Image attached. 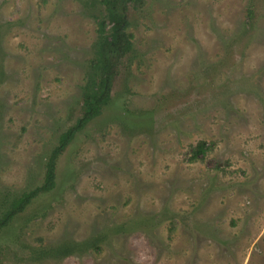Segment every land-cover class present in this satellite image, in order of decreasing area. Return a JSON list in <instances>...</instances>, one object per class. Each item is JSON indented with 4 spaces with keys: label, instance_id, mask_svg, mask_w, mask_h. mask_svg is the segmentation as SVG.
<instances>
[{
    "label": "rangeland",
    "instance_id": "1",
    "mask_svg": "<svg viewBox=\"0 0 264 264\" xmlns=\"http://www.w3.org/2000/svg\"><path fill=\"white\" fill-rule=\"evenodd\" d=\"M96 1L0 0V216L81 116ZM144 1L110 104L0 264H264V0Z\"/></svg>",
    "mask_w": 264,
    "mask_h": 264
},
{
    "label": "trees",
    "instance_id": "2",
    "mask_svg": "<svg viewBox=\"0 0 264 264\" xmlns=\"http://www.w3.org/2000/svg\"><path fill=\"white\" fill-rule=\"evenodd\" d=\"M97 39L93 44L85 85L82 88L81 116L63 132L45 164L44 181L40 186L23 192L15 198L0 216V232L9 227L35 200L52 192L57 186L58 164L62 155L93 121L100 117L110 104L115 82L126 59L132 54L133 35L129 32L131 17L145 6L144 0H97ZM253 16V12L251 11ZM209 148L205 142L193 149V158L205 156ZM97 243L93 246L98 248ZM82 247L65 245L59 248L60 256H69ZM99 250V248H98Z\"/></svg>",
    "mask_w": 264,
    "mask_h": 264
}]
</instances>
